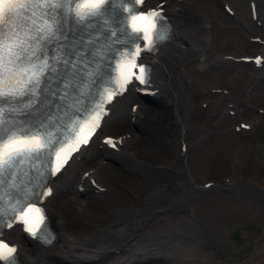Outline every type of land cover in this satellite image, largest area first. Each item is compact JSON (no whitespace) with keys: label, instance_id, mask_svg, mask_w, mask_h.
<instances>
[{"label":"bare ground","instance_id":"obj_1","mask_svg":"<svg viewBox=\"0 0 264 264\" xmlns=\"http://www.w3.org/2000/svg\"><path fill=\"white\" fill-rule=\"evenodd\" d=\"M167 6L175 45L151 57L159 95L140 101L136 113L127 99L113 108L119 111L106 131L126 135L122 154L106 152L105 163L95 142L62 176L49 202L58 231L52 249L14 231L24 264H243L264 251V158L250 147L257 132L264 137V69L229 58L264 51L250 40L264 39V25L250 19V0H167ZM238 119L258 123V131H235ZM229 158H249L247 173L238 175L243 183L203 187L214 169L233 170L221 161ZM84 169L103 191L78 192ZM252 224L263 230H246L242 251L234 235Z\"/></svg>","mask_w":264,"mask_h":264},{"label":"snow or ice","instance_id":"obj_2","mask_svg":"<svg viewBox=\"0 0 264 264\" xmlns=\"http://www.w3.org/2000/svg\"><path fill=\"white\" fill-rule=\"evenodd\" d=\"M143 3L0 0V232L15 220L51 242L39 206L49 177L89 143L106 105L133 80L150 83L141 52L171 35L163 12L141 11ZM15 253L0 239V261L14 264Z\"/></svg>","mask_w":264,"mask_h":264},{"label":"rangeland","instance_id":"obj_3","mask_svg":"<svg viewBox=\"0 0 264 264\" xmlns=\"http://www.w3.org/2000/svg\"><path fill=\"white\" fill-rule=\"evenodd\" d=\"M256 128H258V125ZM258 141H259V145L257 144ZM251 149H252V151H255V153L258 156L264 158V137L261 136L260 134H258L257 138H255L253 141H251ZM242 160L243 159L238 160V162H240ZM242 165H244L243 171H242V168L240 169V167ZM249 166H250L249 159L245 160V161H243V164H240V166L236 165L234 167V171L231 174L236 175V174H238V172H240V173L242 172L245 174V173H247V169ZM224 173H226V172H224ZM221 176H222V173L218 169H214V172L211 174L212 178H220ZM248 229H253V230L255 229V231H259V230L261 231L262 226L260 224L242 225L237 230V233H235V235H234V238L236 240L235 244H236V246H239L243 250H245L246 246H247V242H246L244 233ZM257 252H255V254L249 255V257L247 258V260L243 264H264V252H261V251L258 253ZM236 258H237V256H236Z\"/></svg>","mask_w":264,"mask_h":264}]
</instances>
